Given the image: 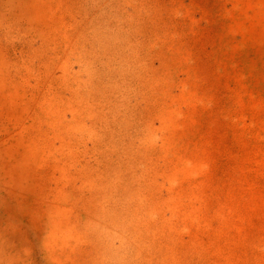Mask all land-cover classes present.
Instances as JSON below:
<instances>
[{
	"label": "rangeland",
	"instance_id": "1",
	"mask_svg": "<svg viewBox=\"0 0 264 264\" xmlns=\"http://www.w3.org/2000/svg\"><path fill=\"white\" fill-rule=\"evenodd\" d=\"M0 264H264V0H0Z\"/></svg>",
	"mask_w": 264,
	"mask_h": 264
}]
</instances>
